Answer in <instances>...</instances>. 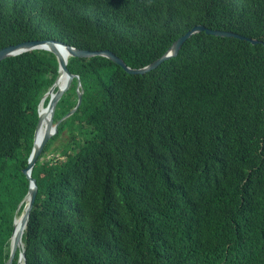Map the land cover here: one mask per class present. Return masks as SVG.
Here are the masks:
<instances>
[{"label": "trees", "instance_id": "1", "mask_svg": "<svg viewBox=\"0 0 264 264\" xmlns=\"http://www.w3.org/2000/svg\"><path fill=\"white\" fill-rule=\"evenodd\" d=\"M197 24L261 42L201 31L144 74L68 57L54 123L78 80L82 101L32 168L25 264H264V0H0V48L60 40L133 68ZM57 75L45 49L0 61V264Z\"/></svg>", "mask_w": 264, "mask_h": 264}, {"label": "water", "instance_id": "2", "mask_svg": "<svg viewBox=\"0 0 264 264\" xmlns=\"http://www.w3.org/2000/svg\"><path fill=\"white\" fill-rule=\"evenodd\" d=\"M204 31L207 34L212 35H218V36H233L240 39H245L252 44H256L261 42V40L257 38H251L248 36H244L242 34L233 32V31H227V30H220V29H212L208 28L202 24H197L187 30L184 34L179 36L177 39H175L170 46L167 48V50L159 56L157 59L153 60L152 62L138 67L133 68L125 63V61L120 58L118 55H116L113 51L109 49H84L79 48L77 46L68 44L66 42L60 41V40H53V39H36V40H26L23 42H20L15 45H8L5 47L0 48V61L14 55L21 54L23 52L31 51L34 49H45L53 52L57 58L58 61V75L54 81V83L50 86V88L47 90V92L43 95L41 98L39 104H38V122L34 131V137H33V144L30 151V154L27 159V165L23 169V173L25 174L26 178L29 181L28 191L26 195L24 196L23 200L19 203L17 209H19L20 205L23 201L26 200V204L23 208V211L21 213V226L18 230H15V227L13 229L12 235L10 237L11 243H10V251L8 259L6 260L5 264H12L13 258L15 256L16 250L19 249V257L17 264H20V260L22 258L23 262L22 264H25V253H24V244L22 241V234L24 229L26 228L31 208L33 207V203L35 200V196L37 193V183L36 179L33 178L31 171L33 166L35 165L36 161L41 155V152L43 150V147L47 143V141L50 139L51 136H53L57 132V126L60 123V121L64 120L65 118L72 115L76 109L79 107L82 101V88H81V82L78 80L76 91H77V102L76 105L67 112L62 118H60L59 121L54 123V113L56 104L61 98L62 94L69 88L70 83L72 81V78L74 77V74H72L69 69L67 68V61L69 56L73 57H93V56H104L106 58H109L110 60L114 61L118 65H120L126 72L130 74H144L146 72H149L153 69H155L157 66H159L162 62L165 60H168L174 56H176L179 52V49L181 48L182 44L193 34ZM59 49L63 51L64 55L60 54ZM61 72L66 73L67 79L65 84L61 88L55 89V84L58 79V76ZM54 90V92H53ZM49 96L48 102L46 104V109L48 111L49 117L46 120L45 123V130L43 135L40 137L39 140L36 139L37 131L39 129V126L42 121V114L40 111V105L42 104L43 100L46 99V97ZM16 218V217H15ZM15 218L13 221V225L15 223Z\"/></svg>", "mask_w": 264, "mask_h": 264}, {"label": "bare ground", "instance_id": "3", "mask_svg": "<svg viewBox=\"0 0 264 264\" xmlns=\"http://www.w3.org/2000/svg\"><path fill=\"white\" fill-rule=\"evenodd\" d=\"M59 51H60L61 55L62 54L64 55L62 49L61 50L59 49ZM66 79H67L66 73L61 72L60 75L58 76L57 81H56L55 88L56 87L57 88H61L65 84ZM53 92H54V90H53ZM45 107H46V105H45L44 100H43L42 104L40 105V111H41V114H42V121H41L39 129L37 131V136H36L37 140H39L40 137L43 135L44 130H45V123H46L47 118L49 117L48 111H47V109ZM20 226H21V214L17 215L16 218H15V223H14L15 230H18L20 228ZM11 241L12 240H10V243H11ZM22 262H23V260L21 258L20 264H22Z\"/></svg>", "mask_w": 264, "mask_h": 264}, {"label": "rangeland", "instance_id": "4", "mask_svg": "<svg viewBox=\"0 0 264 264\" xmlns=\"http://www.w3.org/2000/svg\"><path fill=\"white\" fill-rule=\"evenodd\" d=\"M58 144V141L54 143V146Z\"/></svg>", "mask_w": 264, "mask_h": 264}]
</instances>
